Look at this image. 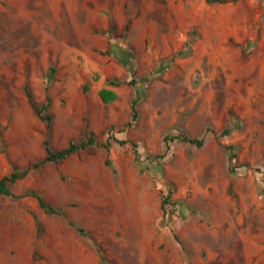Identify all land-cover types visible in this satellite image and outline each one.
<instances>
[{
    "label": "rangeland",
    "instance_id": "1",
    "mask_svg": "<svg viewBox=\"0 0 264 264\" xmlns=\"http://www.w3.org/2000/svg\"><path fill=\"white\" fill-rule=\"evenodd\" d=\"M208 1L0 0V178L41 160L44 140L105 144L139 100L116 134L128 144L10 187L36 190L88 239L32 198L1 197L0 264H101L93 241L107 264H264V0ZM108 78L135 85L105 105ZM26 88L50 96V129ZM179 130L204 146L165 143Z\"/></svg>",
    "mask_w": 264,
    "mask_h": 264
},
{
    "label": "trees",
    "instance_id": "2",
    "mask_svg": "<svg viewBox=\"0 0 264 264\" xmlns=\"http://www.w3.org/2000/svg\"><path fill=\"white\" fill-rule=\"evenodd\" d=\"M209 3H218L223 4L227 3L228 0H209ZM106 88H102L98 92V96L101 100V102L105 105H108L112 102H114L117 98V93L115 92V88H119L125 85L128 86H134V81H126L122 80L120 78H108L106 79ZM88 87H84V92H87ZM46 92L48 93V88L46 89ZM26 97L37 115V117L45 123L47 129L51 128L52 125V115L50 114L49 110L51 108V98L47 94L45 97V102L43 103H36L33 100L32 94L28 88L25 89ZM138 99L131 100L130 107H131V119L129 122H127L125 125H123L120 128H117L116 126H110L108 129H106L103 134H107V140L105 144H99L96 138V135L93 132H90L88 137L80 142L76 140H71L68 145L62 149H52L50 146V143L48 140L43 141V148H44V157L41 160L36 161L35 163L31 164L30 166L26 168H19L17 166H14L12 171L3 177L0 178V198L1 197H12L15 199H24V198H32L37 202L38 207L47 215L57 216L64 218L67 221V225L71 228H73L80 237L88 239V234L82 227L78 226L75 222L70 221L67 213L60 208H57L55 206H52L48 204L44 198L41 196L39 192H37L34 189H27L23 193L19 195H15L11 192V185L16 183L17 181H20L27 177V175L33 171L37 170L47 164H57L70 156L80 152V151H86L89 150L95 146H102L107 155H109V147L112 142L118 144V145H126L129 142L126 140L119 139L117 137V133H125L128 129L135 126V124L138 121L139 118V110L137 108L138 105ZM115 129H117L115 131ZM165 143H170L174 141H180L183 143H187L190 145H194L197 148H202L205 144L204 138H191L187 133L179 130L178 133L175 136H167L165 137ZM133 148V152L135 154V158L138 159V145L136 143H130ZM106 165L110 166V160L107 158ZM166 200L163 201V205L166 204ZM37 227L39 231H42V226L39 221H36ZM174 239L179 242L176 235H174ZM94 250L98 253L100 263L101 264H107L105 261V258L103 256L102 250L97 242H92Z\"/></svg>",
    "mask_w": 264,
    "mask_h": 264
},
{
    "label": "crops",
    "instance_id": "3",
    "mask_svg": "<svg viewBox=\"0 0 264 264\" xmlns=\"http://www.w3.org/2000/svg\"><path fill=\"white\" fill-rule=\"evenodd\" d=\"M116 92V91H115Z\"/></svg>",
    "mask_w": 264,
    "mask_h": 264
}]
</instances>
